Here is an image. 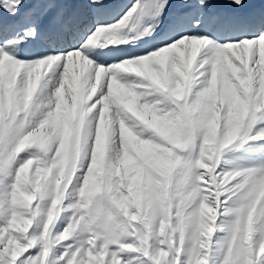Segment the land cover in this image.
I'll use <instances>...</instances> for the list:
<instances>
[{
	"label": "snow or ice",
	"instance_id": "obj_1",
	"mask_svg": "<svg viewBox=\"0 0 264 264\" xmlns=\"http://www.w3.org/2000/svg\"><path fill=\"white\" fill-rule=\"evenodd\" d=\"M0 264H264V0H0Z\"/></svg>",
	"mask_w": 264,
	"mask_h": 264
},
{
	"label": "bare ground",
	"instance_id": "obj_2",
	"mask_svg": "<svg viewBox=\"0 0 264 264\" xmlns=\"http://www.w3.org/2000/svg\"><path fill=\"white\" fill-rule=\"evenodd\" d=\"M147 41H148V38H145V40L140 41L139 42L140 46L142 47L145 43H147Z\"/></svg>",
	"mask_w": 264,
	"mask_h": 264
}]
</instances>
